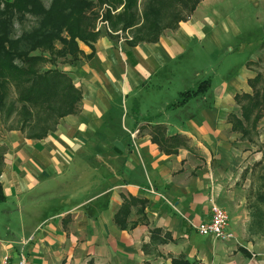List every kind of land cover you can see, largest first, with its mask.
<instances>
[{"label":"crops","instance_id":"1","mask_svg":"<svg viewBox=\"0 0 264 264\" xmlns=\"http://www.w3.org/2000/svg\"><path fill=\"white\" fill-rule=\"evenodd\" d=\"M197 7L156 41L106 30L93 49L79 41L84 54L62 66L82 90L79 110L44 137L0 135V264H264L254 170L264 161V108L250 121L236 98L256 88L248 62L259 55L178 103L198 83L182 88L175 64L212 28ZM177 134L185 141L168 144ZM216 203L232 239L196 230Z\"/></svg>","mask_w":264,"mask_h":264},{"label":"trees","instance_id":"2","mask_svg":"<svg viewBox=\"0 0 264 264\" xmlns=\"http://www.w3.org/2000/svg\"><path fill=\"white\" fill-rule=\"evenodd\" d=\"M200 1L202 0H148L142 11L145 16L141 22L139 18L132 42L158 40L162 30L167 27L176 28L181 20L192 16ZM85 2L78 0L80 7L78 12L69 6L63 11L58 8L57 20H53V11L49 9V13L47 12L49 21H38L18 37L10 36L11 32L7 30L0 38V110L5 120H11L10 128H17L32 138L44 137L56 128L62 117L79 110L81 88L75 85L72 76L66 70L49 65L56 62L57 55H61L64 60L68 54H72L71 59L82 56L84 52L78 44L79 40L94 48L93 42L99 38L100 32L95 29L97 17L86 13V5L89 3ZM121 2L122 0L111 1L112 7L117 8ZM136 2L137 0H126V9L136 5ZM111 11L110 9L107 13L110 19L115 15ZM126 25H131L130 21H127ZM55 39L62 47L54 45ZM256 78L257 76L248 81L253 87L256 86ZM210 87V79L200 80L197 87L181 93L178 103L184 104L191 97L206 93ZM10 89L13 90V95ZM242 96L248 98L250 94L243 92L236 98ZM253 108L246 107L243 111L246 119L250 116L248 111L252 112ZM263 108L264 102L256 111L254 122L263 115ZM165 130L163 128L161 131L163 135ZM185 139V136L177 134L171 135L167 141L168 144H176L184 142ZM5 150L4 147L0 152V164ZM254 170L259 171L260 178V187L255 193L257 200L255 211L261 213L263 212L261 205L264 204V161L256 163ZM159 231L153 230L154 240ZM165 239L167 236L159 238ZM146 246L144 244L143 248L148 249Z\"/></svg>","mask_w":264,"mask_h":264},{"label":"rangeland","instance_id":"3","mask_svg":"<svg viewBox=\"0 0 264 264\" xmlns=\"http://www.w3.org/2000/svg\"><path fill=\"white\" fill-rule=\"evenodd\" d=\"M85 1L89 3L86 5V13L97 17L95 29L100 32V36L106 30L116 36H126L132 39L139 25V18V22L143 21L145 15L142 11L148 0H137L136 5L128 9H126V0H122L117 8L112 7L111 4V1L117 0ZM66 6L72 7L77 12L80 11L78 0H0V38L7 30L11 32L10 36L18 37L38 21H49L47 15L49 9L53 11V20H57V9L60 8L63 11ZM110 9L111 13L115 14L112 19L107 14ZM196 16L212 25V28L205 31L206 36L202 39L205 46L201 47L202 44H199L196 38L194 44L189 46L192 49L187 50L181 57L180 63L176 62L175 70L179 76L176 82H183L182 88H189L203 79H210V84L215 86L222 84L230 73L240 71L243 64L254 59L258 54L259 61L248 62L249 67L259 74L257 86L248 98L243 96L237 98L242 106L239 111L242 116L246 107L249 109L254 107L253 113L248 111L250 114L248 120H254L256 111L264 102V0H202L198 3ZM127 21H130L131 25H126ZM167 29H172V27L162 30L160 36ZM53 43L57 47H62L57 39ZM45 54L47 55L48 52ZM71 55L68 54L65 60L61 58V55H57L56 62L49 66L56 65L63 68L65 63H72L76 60L71 59L73 57ZM12 92L13 90H11V95H13ZM255 101L257 107H255ZM235 117L237 114L234 113ZM11 123V120H5L0 110V135L10 129H17L10 128ZM249 131L252 134L254 130L249 128ZM4 147V144L0 142V152L4 150ZM1 167L0 164V169ZM256 179L260 180L258 175L255 181ZM261 206L264 207V204Z\"/></svg>","mask_w":264,"mask_h":264},{"label":"built area","instance_id":"4","mask_svg":"<svg viewBox=\"0 0 264 264\" xmlns=\"http://www.w3.org/2000/svg\"><path fill=\"white\" fill-rule=\"evenodd\" d=\"M212 218L210 221H202L196 225V230L201 234L212 235L215 238L220 239H232L234 237V232L228 229L230 217L227 211L221 207L219 204L212 205ZM2 264H13L8 261V256L4 258ZM16 264H32L25 256Z\"/></svg>","mask_w":264,"mask_h":264}]
</instances>
